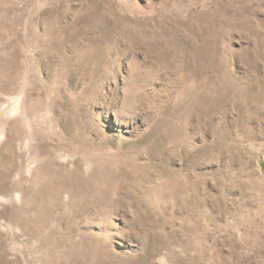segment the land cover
Masks as SVG:
<instances>
[{"label":"rangeland","instance_id":"374dc122","mask_svg":"<svg viewBox=\"0 0 264 264\" xmlns=\"http://www.w3.org/2000/svg\"><path fill=\"white\" fill-rule=\"evenodd\" d=\"M0 264H264V0H0Z\"/></svg>","mask_w":264,"mask_h":264}]
</instances>
